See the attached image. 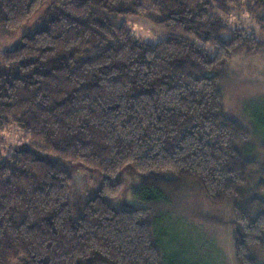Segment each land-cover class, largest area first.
Listing matches in <instances>:
<instances>
[{
    "label": "trees",
    "instance_id": "1",
    "mask_svg": "<svg viewBox=\"0 0 264 264\" xmlns=\"http://www.w3.org/2000/svg\"><path fill=\"white\" fill-rule=\"evenodd\" d=\"M242 4L262 37L230 26ZM146 8L168 31L154 44L117 19ZM39 11L0 55V132L32 141L0 153V264H195L161 210L186 183L231 204L236 262L260 264L264 179L251 183L221 79L235 54L264 52V0H0V30ZM130 167L142 204L116 209ZM75 172L101 174L95 194L72 199Z\"/></svg>",
    "mask_w": 264,
    "mask_h": 264
},
{
    "label": "rangeland",
    "instance_id": "2",
    "mask_svg": "<svg viewBox=\"0 0 264 264\" xmlns=\"http://www.w3.org/2000/svg\"><path fill=\"white\" fill-rule=\"evenodd\" d=\"M41 15L42 11L37 12L18 30H0V55L16 45L23 34L37 27ZM227 18L231 27H241L262 37L259 35L257 16L248 11L245 4L237 7ZM117 19L125 22L139 41L154 44L164 39L168 33L166 25L149 8L143 13L122 15ZM221 87L226 113L238 120L249 132V137L242 142L240 148L246 157L257 162V167L251 173V183L257 184L264 179V52L235 54L222 76ZM29 143H32L31 138L17 123H10L0 132V153L4 156ZM73 175L74 201H78L87 190L90 194H95L99 187V176L93 175L92 178L88 172L81 173L79 178L77 172ZM118 181L123 187L117 196L106 197L110 204L116 209L140 206L142 202L133 197V191L137 189L141 179L133 169L130 167L124 170ZM173 200L172 204L161 206V210L169 215L166 219L168 231L175 236V246L182 250L183 257L195 264H237L231 204H213L201 190L190 183L184 184ZM258 258L260 264H264V250L259 253Z\"/></svg>",
    "mask_w": 264,
    "mask_h": 264
}]
</instances>
